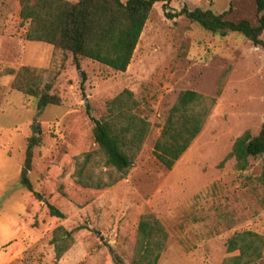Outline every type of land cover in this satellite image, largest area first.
Returning <instances> with one entry per match:
<instances>
[{
  "label": "rangeland",
  "instance_id": "rangeland-1",
  "mask_svg": "<svg viewBox=\"0 0 264 264\" xmlns=\"http://www.w3.org/2000/svg\"><path fill=\"white\" fill-rule=\"evenodd\" d=\"M231 4L228 18L257 23V0H171L169 10L187 6L219 14ZM20 12V0H0V264H131L147 213L170 232L159 264H222L236 254L227 250L233 234H264V154L251 157L245 170L234 158L220 166L240 135L262 128L263 46L240 33L206 31L185 15L170 18L158 2L127 71L89 58L78 68L72 54L27 41L29 22ZM22 65L52 82L62 104L39 112L38 98L13 90L5 69ZM126 88L140 100L151 132L124 179L104 189L82 187L74 177L77 157L98 147L88 106L92 116L107 117V103ZM186 89L218 100L203 131L168 170L154 144ZM34 134L41 142L29 170L26 149ZM24 175L42 198L22 185ZM49 203L66 218L52 216ZM60 225L80 229L57 260L52 238Z\"/></svg>",
  "mask_w": 264,
  "mask_h": 264
},
{
  "label": "trees",
  "instance_id": "trees-1",
  "mask_svg": "<svg viewBox=\"0 0 264 264\" xmlns=\"http://www.w3.org/2000/svg\"><path fill=\"white\" fill-rule=\"evenodd\" d=\"M158 2L168 17L185 15L212 33H240L257 46L264 47V0H257L259 18L256 24L249 19L228 18L232 10L215 13L212 9H189L179 12L169 10L171 0H20V16L28 21L27 41L44 42L55 50L70 53L79 68L83 58H89L127 71L151 12ZM6 74L15 75L13 90L38 98L39 112L49 105H61L62 97L52 93L54 84L29 65L6 68ZM222 87L218 89V95ZM218 96L206 95L194 89L180 92L169 116L154 144V155L168 170L192 146L205 128L217 103ZM141 102L129 88L121 91L107 103L108 116L94 121L93 134L97 148L77 157L74 173L77 184L86 188L104 189L124 179L133 167L149 136L152 123L139 113ZM41 137H29L25 164L30 170L35 148ZM264 154V122L258 134L250 130L240 135L230 153L220 163L235 159L245 170L251 157ZM21 183L38 199L42 198L28 176ZM52 216L66 218V213L49 203ZM63 225L53 232L52 243L56 259L60 260L75 244V231ZM170 232L154 213L144 214L138 224L131 264H159L167 248ZM227 250L236 253L222 264H258L264 258V234L253 230L236 232L227 241ZM117 259V258H116ZM120 263V261L117 259Z\"/></svg>",
  "mask_w": 264,
  "mask_h": 264
},
{
  "label": "crops",
  "instance_id": "crops-1",
  "mask_svg": "<svg viewBox=\"0 0 264 264\" xmlns=\"http://www.w3.org/2000/svg\"><path fill=\"white\" fill-rule=\"evenodd\" d=\"M14 77H15V75L10 74L8 79H7V83H12V81L14 80Z\"/></svg>",
  "mask_w": 264,
  "mask_h": 264
},
{
  "label": "water",
  "instance_id": "water-1",
  "mask_svg": "<svg viewBox=\"0 0 264 264\" xmlns=\"http://www.w3.org/2000/svg\"><path fill=\"white\" fill-rule=\"evenodd\" d=\"M37 126V124H35V127ZM27 171V169L25 168V172ZM47 201V200H46Z\"/></svg>",
  "mask_w": 264,
  "mask_h": 264
}]
</instances>
